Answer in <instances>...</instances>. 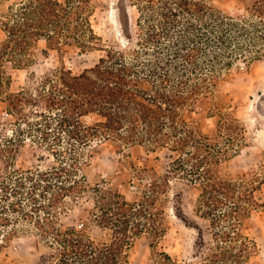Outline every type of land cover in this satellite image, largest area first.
I'll return each mask as SVG.
<instances>
[{"label":"trees","instance_id":"trees-1","mask_svg":"<svg viewBox=\"0 0 264 264\" xmlns=\"http://www.w3.org/2000/svg\"><path fill=\"white\" fill-rule=\"evenodd\" d=\"M8 1L0 0L2 73L6 63L33 67L41 41L43 53L75 47L105 54L81 73L63 65L34 74L31 86L7 95L16 122L9 132L0 120V191L4 201H18L0 213V255L13 249L16 238L35 239L31 257L8 263L0 256V264H129L130 249L142 238L155 249L150 264H248L259 246L244 230L252 210L264 208L255 195L264 179L257 186L254 179L220 174L244 142L243 127L233 116H221L212 136L185 113L213 93L246 46L264 40V3L241 18L209 0H131L140 14L138 31L126 34L124 47L107 45L96 33L94 0H17L6 8ZM28 139L55 164L18 167ZM108 141L166 151V174L139 170L147 182L139 186L140 197L129 200L91 173L89 149ZM187 187L200 191L196 212L210 221L211 239L200 229L198 261L182 262L157 248L169 229L168 205L174 200L181 216ZM89 228L105 238L98 241Z\"/></svg>","mask_w":264,"mask_h":264},{"label":"rangeland","instance_id":"rangeland-1","mask_svg":"<svg viewBox=\"0 0 264 264\" xmlns=\"http://www.w3.org/2000/svg\"><path fill=\"white\" fill-rule=\"evenodd\" d=\"M16 2L17 0H9L5 6L7 8ZM209 3L232 16L245 18L251 15L257 4L264 3V0H209ZM93 4L91 22L96 33L105 39V44L125 47L128 44L126 34L132 32L136 37L140 14L131 0H94ZM5 39L6 34L0 28V46ZM44 48L45 42L41 41L33 67L15 69L10 63H6V72L0 71V120L9 132L16 122L5 102L9 93H18L31 86L34 74L37 77L44 76L63 65L74 73H81L94 66L105 54L97 50L82 53L75 47L68 48L64 54L56 50L43 53ZM246 50L245 55L235 59L231 70L224 73L213 93L195 108L186 111L185 117L196 122L204 133L212 136L217 133L221 116L231 115L238 119L245 139L238 151L232 152L230 159L222 165L220 174L223 178L234 181L254 179L259 186L264 179V40L257 46H246ZM2 64L0 58V67ZM95 120V117L85 118L89 123ZM89 151L92 155L93 177L104 179L108 188L121 192L129 200L138 199L141 195L140 184L147 182L140 180L139 170L149 169L163 176L170 163L166 151L153 152L142 145L96 142ZM54 164V156L44 148H38L30 139L18 154L17 166L23 169L39 166L46 169ZM3 194L0 191V213L4 214L3 207L17 202L18 198L10 196L9 200L4 201ZM199 194L198 189L185 188L181 216L175 210L174 200L167 208L169 229L157 249L178 257L182 262L198 261L194 256L200 242V229L204 231L208 241L211 239L210 221L196 212ZM255 195L260 201H264V183ZM81 214L78 211L75 219L79 227L82 224L79 220ZM89 232L98 241L106 236L97 228H89ZM244 232L254 238L259 246L257 255L248 264H264V208L252 210ZM34 239L24 236L16 238L13 240V249L3 252L1 258L8 263L28 259L32 256ZM154 250L148 239H138L130 249L129 264H150Z\"/></svg>","mask_w":264,"mask_h":264}]
</instances>
